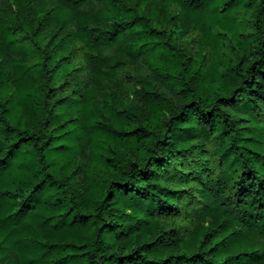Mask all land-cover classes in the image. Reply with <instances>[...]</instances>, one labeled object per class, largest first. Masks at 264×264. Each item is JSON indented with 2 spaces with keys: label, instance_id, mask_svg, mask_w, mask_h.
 <instances>
[{
  "label": "trees",
  "instance_id": "16d2710c",
  "mask_svg": "<svg viewBox=\"0 0 264 264\" xmlns=\"http://www.w3.org/2000/svg\"><path fill=\"white\" fill-rule=\"evenodd\" d=\"M0 264H264V0H0Z\"/></svg>",
  "mask_w": 264,
  "mask_h": 264
}]
</instances>
